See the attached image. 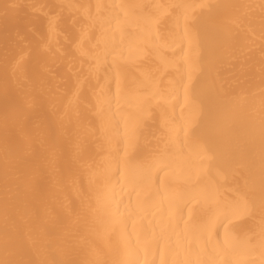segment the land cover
Masks as SVG:
<instances>
[{
	"label": "bare ground",
	"instance_id": "bare-ground-1",
	"mask_svg": "<svg viewBox=\"0 0 264 264\" xmlns=\"http://www.w3.org/2000/svg\"><path fill=\"white\" fill-rule=\"evenodd\" d=\"M0 264H264V0H0Z\"/></svg>",
	"mask_w": 264,
	"mask_h": 264
}]
</instances>
